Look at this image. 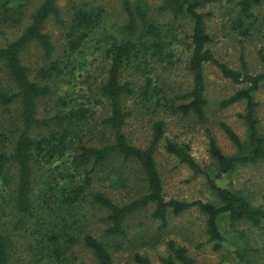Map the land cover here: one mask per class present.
Instances as JSON below:
<instances>
[{
	"label": "trees",
	"instance_id": "1",
	"mask_svg": "<svg viewBox=\"0 0 264 264\" xmlns=\"http://www.w3.org/2000/svg\"><path fill=\"white\" fill-rule=\"evenodd\" d=\"M29 1L0 0V24L21 22ZM57 1L43 0L20 34L0 44V107L7 113L0 115V181L8 189L11 203L9 219L0 215V264H69V256L79 245L92 253L95 264H116L114 253L122 249L120 240L128 237V219L150 206H153L151 218L158 220L159 228L167 227L171 213L180 215L191 208L198 209L205 217L207 240L215 249L226 240L221 228L223 219L232 225L247 222L264 229V205H255L240 191L218 183L239 166L264 162V132L260 130L259 102L255 99L256 91L264 83L262 48L260 72H251L243 56L241 69L215 56L208 47L212 40L206 27L208 13L202 11L215 0H164L160 9L168 10L173 17L166 24L150 17L146 3L120 0L126 22L121 35L113 36L104 49L105 76L96 92L90 88V95L77 97L72 90L63 88V77L68 73L72 54L80 50L101 24L104 11L88 2L73 0L71 14L65 18ZM263 5L264 0H239L232 26L244 37L263 34L264 11H258ZM50 18L65 29L66 48L59 58H54L55 46L44 30ZM183 19L191 24L187 68L192 84L188 91L176 96L180 102L163 96L154 106L159 113L194 115L204 120L208 104L206 64L216 66L224 78L242 85L223 98L220 105L244 102L238 116L246 125L247 140L243 142L228 123L220 122L237 153L225 154L209 134L208 151L214 160V171L205 169L195 159L189 143L165 136L164 117L152 120L149 140L144 145L134 143L126 132L133 115L127 100L135 95L129 72L145 76L143 100L151 101L159 95L161 90L153 85L147 64L174 44L177 34L173 33V25ZM32 43L42 48L46 59L37 69L22 60L23 52ZM53 95H57L55 111L39 115L40 101ZM97 108H101L102 115L96 116ZM162 143L164 150L179 163L204 177L214 200L165 198L156 161ZM63 159H70V170L58 171L56 175L60 165L55 163ZM119 162L135 163L142 182L138 194L125 202L116 201L94 186L102 173L105 178L115 181L118 178L120 182ZM37 183L41 184L38 189ZM89 201L102 212L104 226L100 235L89 229L86 222L84 225L76 213ZM3 203L0 202V211ZM21 237L28 245V260L18 246ZM242 242V236L232 241L240 263L244 261ZM134 260L137 264H152L148 256L138 252ZM159 260L161 264H197L186 246L173 239L167 241V253Z\"/></svg>",
	"mask_w": 264,
	"mask_h": 264
},
{
	"label": "rangeland",
	"instance_id": "2",
	"mask_svg": "<svg viewBox=\"0 0 264 264\" xmlns=\"http://www.w3.org/2000/svg\"><path fill=\"white\" fill-rule=\"evenodd\" d=\"M43 0H30L26 8L25 18L21 22L12 24H0V44L11 40L24 29L29 22L31 13ZM73 0H58V6L65 18L71 14ZM78 3L88 2L91 6L103 8L104 15L101 24L95 28L80 50L72 54L67 74L63 77L64 89L73 91L74 96L90 95L96 92V87L105 76L107 62L104 49L113 36H120L126 22L120 0H74ZM133 4L146 3L150 9V17L159 23H171L172 14L168 10L160 9L164 0H131ZM239 0H215L202 9L207 12L206 27L212 40L208 47L220 60L227 62L236 69H241V59L244 60L251 72H260L263 64L260 59L259 50L264 52V33H254L250 37L242 36L238 29L232 26V19L238 13ZM264 11V5L258 8ZM174 34H177L174 44L167 46L165 51L156 57H152L147 64L148 74L153 78V85L161 90L160 94L145 101L142 97V86L145 76H136L130 73L134 80L135 95L127 100V105L132 107L133 115L126 127V132L133 142L144 145L149 140L151 122L155 118L164 117L166 120L165 136L180 142H187L191 147V153L195 159L207 170L214 171V160L208 151L209 134H212L225 154L237 153V148L220 127V122L228 123L245 142L247 140L246 125L239 118L238 113L244 109V102L223 107L220 101L233 93L242 85L234 84L223 77L219 69L211 64L205 65L206 76V107L205 119L200 120L194 115H180L170 113H159L154 103L159 97L167 96L171 101L180 102L176 96L188 91L192 84V77L187 68L189 49V35L191 24L188 20H178L173 25ZM50 34L55 46L54 58H59L66 48L65 29L50 18L44 27ZM22 60L32 69H37L46 62L42 48L32 43L22 54ZM71 69V70H70ZM90 88L92 91L90 92ZM61 91L58 92L60 94ZM45 98L38 105L39 115L55 111V98ZM82 100L83 98H79ZM86 99V98H85ZM83 99V101H85ZM255 99L259 102L257 116L260 121V130L264 132V83L255 93ZM15 113V107H13ZM96 116L102 115L101 108H97ZM1 113L7 114L0 107ZM12 113V114H13ZM158 169L163 179L164 194L166 199L179 198L183 200H214L206 181L202 175H195L186 165L181 164L163 148V143L156 152ZM60 165L56 171L65 173L70 170V159L57 161ZM54 164V165H55ZM118 172L121 174L120 182L112 178H105L102 173L95 181V188L104 190L116 201L125 202L136 193L142 184L140 175L137 173L135 163H118ZM41 177V176H40ZM40 181V178L38 177ZM121 181H125L122 184ZM219 184L240 191L253 204L264 205V162H257L237 167L234 171L225 174L218 181ZM41 184L37 183L36 188ZM5 201V203H3ZM0 202L3 210L0 211L2 218L8 220L10 211V196L8 189L0 181ZM153 206L135 213L128 219L126 226L128 237L120 241L122 249L114 253L116 264H137L134 260L135 253H141L150 258L152 264H161L159 258L167 253V241L175 240L178 244L186 246L189 254L196 260L197 264H264V229H258L247 222H237L232 225L227 219L222 220L221 228L226 240L219 249L213 247L205 233V217L196 208L180 214L169 215L168 225L159 228L158 220L151 218ZM77 215L93 229L98 235L104 226L101 220V210L93 207L91 202H85L77 211ZM242 236L241 247L243 262L232 244L234 238ZM241 239V238H240ZM18 246L22 254L28 260V245L21 237ZM77 259L74 260L73 256ZM69 264H95V259L90 251L79 245L74 249L73 255L69 256Z\"/></svg>",
	"mask_w": 264,
	"mask_h": 264
}]
</instances>
